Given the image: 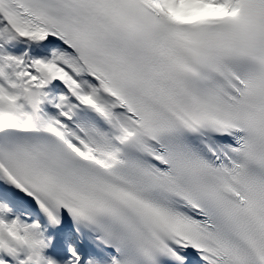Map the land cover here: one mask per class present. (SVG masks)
Listing matches in <instances>:
<instances>
[{"label":"snow or ice","instance_id":"1","mask_svg":"<svg viewBox=\"0 0 264 264\" xmlns=\"http://www.w3.org/2000/svg\"><path fill=\"white\" fill-rule=\"evenodd\" d=\"M0 264H264V0H0Z\"/></svg>","mask_w":264,"mask_h":264}]
</instances>
